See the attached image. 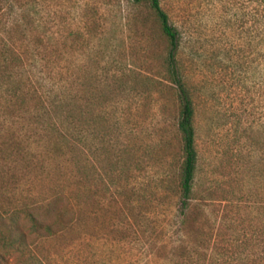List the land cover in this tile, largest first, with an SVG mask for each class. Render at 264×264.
Masks as SVG:
<instances>
[{
  "label": "rangeland",
  "instance_id": "374dc122",
  "mask_svg": "<svg viewBox=\"0 0 264 264\" xmlns=\"http://www.w3.org/2000/svg\"><path fill=\"white\" fill-rule=\"evenodd\" d=\"M159 1L194 107L183 215L146 7L0 0V264H264V0Z\"/></svg>",
  "mask_w": 264,
  "mask_h": 264
},
{
  "label": "trees",
  "instance_id": "16d2710c",
  "mask_svg": "<svg viewBox=\"0 0 264 264\" xmlns=\"http://www.w3.org/2000/svg\"><path fill=\"white\" fill-rule=\"evenodd\" d=\"M130 5H143L146 7L158 33L167 43L164 58L165 78L175 88V97L178 105L176 129L180 140L181 161L178 169V213L185 214L193 200V180L197 162V152L195 149V128L193 124L194 107L188 87L183 78L179 65L177 64V48L179 44L178 32L170 23L167 13L162 9L159 0H129ZM29 220L34 227L41 226L37 224L36 218L31 212H27ZM44 236L53 233L49 224L42 225Z\"/></svg>",
  "mask_w": 264,
  "mask_h": 264
}]
</instances>
